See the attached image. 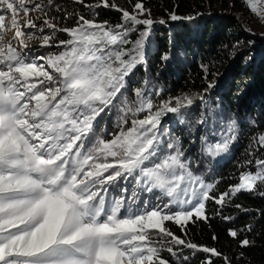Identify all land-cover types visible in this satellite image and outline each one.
Returning a JSON list of instances; mask_svg holds the SVG:
<instances>
[{
	"label": "snow or ice",
	"instance_id": "obj_1",
	"mask_svg": "<svg viewBox=\"0 0 264 264\" xmlns=\"http://www.w3.org/2000/svg\"><path fill=\"white\" fill-rule=\"evenodd\" d=\"M261 2L245 0L264 19ZM74 3L93 17L98 8H114L121 20L112 25L65 12L63 18L75 16V24L59 27L60 17L48 14L60 11L54 0H0V264H190L197 252L221 257L164 223L183 228L193 219L206 221L209 202L219 216L241 193L264 197V132L251 137L238 183L217 196L219 181L193 172L179 138L162 124L169 114L185 123L196 100L207 104L205 94L164 98V89L147 75L154 24L166 21H154L142 3L131 13L109 0ZM30 11L41 24L19 22L20 13L27 17ZM7 31H14L11 39ZM58 33L67 39L57 41ZM37 39L39 47L31 48ZM141 70L145 76L137 82ZM213 87L208 81L205 93ZM114 112L109 128L105 118ZM214 112L209 107L215 122ZM197 123L207 121L202 116ZM220 124L212 133L217 140L200 137L213 158L228 154L239 134L235 119L221 118ZM144 192L159 193L155 198L163 206L141 203ZM228 235L238 238V231L230 228ZM251 243L245 238L240 246ZM210 257L203 264H212Z\"/></svg>",
	"mask_w": 264,
	"mask_h": 264
},
{
	"label": "trees",
	"instance_id": "obj_2",
	"mask_svg": "<svg viewBox=\"0 0 264 264\" xmlns=\"http://www.w3.org/2000/svg\"><path fill=\"white\" fill-rule=\"evenodd\" d=\"M97 2L98 0H85L86 4ZM109 3H115L120 9L129 12H133L135 4L142 3L145 9L150 10L151 18L164 19L166 23L163 25L171 26V29L158 24L157 27H153L147 75L153 72L155 74L153 77L148 76L155 84L158 83L167 95L205 94L207 104L196 100L193 104L195 112L189 108L184 114L186 119L189 118V114L193 117L195 115L197 121L202 116L204 119L209 117L205 126L218 127L221 118L225 120L230 118L237 120L239 126L245 127L241 132V144L235 150L234 161L231 164L229 161L210 162L208 169L211 173L202 174L207 182L219 181L215 193L217 196L227 191L230 185L238 183L237 178L243 171L238 165L247 159L245 152L251 137L264 132V58L259 62V58L253 57L256 53H250L251 44L238 32L234 19L230 18L231 13L243 17L249 14L245 0H109ZM55 5L59 6L60 11L50 10L48 14L50 17H60L59 24L62 23L63 27H72L76 21L75 16L65 20L63 18L65 12H79L86 18H95L98 22L107 21L112 25L119 23L122 15L114 8L101 7L95 10L98 15L93 17L89 9L72 0H62ZM171 14L180 17L191 16L194 19L172 21ZM177 22L180 24L177 25ZM58 39H67V36L63 34ZM175 50L178 51L173 54ZM178 52H184V61L168 62L166 67L155 68V64L161 62L164 53H168L169 56L173 54L172 57L177 58ZM202 66L207 67V73ZM138 76L140 81L145 72L141 70ZM208 81H213L215 87L205 93ZM209 107L215 109L213 113L216 117L215 122L209 115ZM167 127L169 136L179 138L187 160L186 145L192 141L185 138L182 127L171 122L167 123ZM194 132L199 135L193 137L194 141H197L203 136L204 130ZM203 157L202 153L201 159ZM188 161L193 172L200 174L198 168L194 166L193 159L189 158ZM237 204L242 207L236 208ZM217 208V205L209 202L207 205L209 219L190 220L183 228L175 223H164V226L175 235L197 245L215 248L222 254L221 257H210V254L197 252L194 258H191L190 264H203L209 257L212 264H225L223 257H227L231 264H264V197L241 193L221 210L219 216L216 215ZM222 216L234 219L226 221L221 218ZM249 225L251 231L246 230ZM230 228L238 231V238L228 235ZM213 236L216 237L215 240ZM245 238L252 243L248 247H241L240 241ZM162 255L166 259H171L166 252Z\"/></svg>",
	"mask_w": 264,
	"mask_h": 264
},
{
	"label": "rangeland",
	"instance_id": "obj_3",
	"mask_svg": "<svg viewBox=\"0 0 264 264\" xmlns=\"http://www.w3.org/2000/svg\"><path fill=\"white\" fill-rule=\"evenodd\" d=\"M62 0H54L55 4H57L58 2H61ZM74 1V0H72ZM27 7H31L30 4H26ZM249 10V14H247L246 16H241L239 14H230V18L234 19V22L236 23V27L238 32H240L241 34H243L246 37V40L249 44H251L252 47H250L251 51L250 53H256L253 57L254 58H259V62L264 58V19H261L259 16L253 14L249 7H247ZM258 8L260 9V11L262 13H264V0H262V2L258 5ZM105 9V8H104ZM131 13V12H130ZM38 13H36L35 11H30L27 15V17L24 16L23 13H20V15L18 16V20L21 24H24L26 19H31L33 20L35 23H37V25L42 23V19L41 20H37ZM148 13H145V16H147ZM72 18V16L70 17ZM144 18V17H141ZM153 19V18H152ZM154 21H159L156 19H153ZM222 20V18H221ZM5 23L8 24L9 23V19L8 17H6L5 19ZM158 23L154 24V28L157 27ZM180 22H177V25H179ZM160 25V24H158ZM161 26H166L168 29H171V26L168 25H161ZM59 27H63L62 23L59 24ZM14 35V31H7L6 32V36L7 39H11L12 36ZM37 35H43L42 33H37ZM63 35V33H58L57 34V41L59 40L58 38ZM66 35V34H65ZM137 37L136 33H133L131 35V39L135 40ZM40 45V41L37 40H33L30 42V47L31 48H38ZM150 50V49H149ZM41 52L46 51V49H40ZM178 50H175V52H173V54H175ZM183 53L184 52H178V56L177 58H173V54H170V59L167 61V64L165 65L166 62H160L158 65L157 63L155 64V68L159 69L162 67H166L168 65V62H175V61H179V63H181V61H184V57H183ZM183 57V58H182ZM148 59V57H147ZM154 62V60H153ZM258 63V62H257ZM254 64H256V62H254ZM141 72V71H140ZM140 72L138 75H140ZM148 75H151V77H153V75H155L153 72H149ZM139 79V76H137V82ZM158 87H161L158 83L156 84ZM129 95H131V93H129ZM164 97H167V93L164 91L163 93ZM191 109H194V106L191 107ZM196 109L193 110V112H195ZM188 112V109L185 111V114ZM115 112L112 114V116H108L105 118L106 123L108 124L109 128H111L112 126V121L115 117ZM209 117L205 118V120L207 121ZM185 123L181 124L179 123V121L174 117L173 114H169L168 116L164 117L162 120V124L167 126V123L171 122L173 125L176 126H180L183 128V132L185 135V138H188L190 141H192L191 143L187 144L186 147V158L187 160H189V158H192L194 161V166L196 168H198V172L200 174L203 175H209L211 172L208 169L209 167V163H223L226 161H229L230 164L234 161V154H235V150L237 149L238 145L241 144L242 138H241V132L244 126H239V134H238V138L236 140V142L233 144L231 151L228 154H222L221 156L218 157H210L208 155H206L204 153V151L202 150L203 145L201 142V139L194 141L195 135H198L196 132L194 131H201L202 129L204 130L203 136L207 135L209 142H213L215 140H217L219 137L218 136H214L212 135L213 132H217L219 131L221 124L218 127H215V125L210 126V127H206L205 125L202 124H198L197 120H196V116L192 114H189V118L186 119V117H184ZM237 121V120H236ZM167 122V123H166ZM238 124V122H237ZM191 129V131H190ZM245 130V127H244ZM258 130V129H257ZM256 130V131H257ZM255 131V132H256ZM202 135V134H200ZM199 136V135H198ZM245 137V135L243 136ZM166 140V139H165ZM202 153L204 154L203 159L202 158ZM243 170V169H242ZM254 170V169H253ZM159 193L151 194V193H141L140 195V202H147L148 205L154 206L156 204H160L161 206H163V203L165 202L164 200H160L158 201L155 196H158ZM166 222H171V221H166ZM174 223V222H171ZM165 253V252H164ZM163 253V254H164ZM167 253V252H166ZM168 254V253H167ZM169 255V254H168Z\"/></svg>",
	"mask_w": 264,
	"mask_h": 264
}]
</instances>
